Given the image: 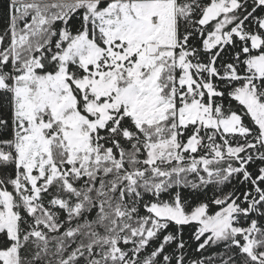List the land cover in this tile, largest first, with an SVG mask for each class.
Instances as JSON below:
<instances>
[{"label": "snow or ice", "instance_id": "6c2138e0", "mask_svg": "<svg viewBox=\"0 0 264 264\" xmlns=\"http://www.w3.org/2000/svg\"><path fill=\"white\" fill-rule=\"evenodd\" d=\"M0 264H264V0H0Z\"/></svg>", "mask_w": 264, "mask_h": 264}]
</instances>
